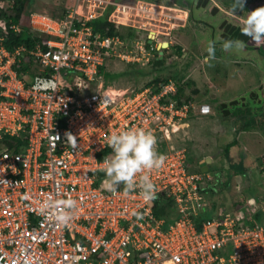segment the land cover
I'll return each mask as SVG.
<instances>
[{
  "label": "built area",
  "instance_id": "built-area-1",
  "mask_svg": "<svg viewBox=\"0 0 264 264\" xmlns=\"http://www.w3.org/2000/svg\"><path fill=\"white\" fill-rule=\"evenodd\" d=\"M134 7L76 0L61 18L34 12L30 26L44 37L14 50L6 37L21 25L0 19V264H264V195L248 197L240 215L214 218L201 229L192 217L194 203L203 202V177L190 171L187 148L168 141L195 108L208 115L211 104L180 103L173 79L159 90L105 88L100 80L107 59L144 65L159 50L158 34L153 43L151 34L130 42L91 24L102 16L122 24L116 14ZM23 53L34 58L29 82L15 67ZM132 127L168 144L165 165L150 173L156 187L150 201L138 190L124 195L123 188L113 194L101 187L107 137ZM159 195L178 212L166 229L154 211ZM49 197L78 202L70 226L41 211Z\"/></svg>",
  "mask_w": 264,
  "mask_h": 264
},
{
  "label": "rangeland",
  "instance_id": "rangeland-1",
  "mask_svg": "<svg viewBox=\"0 0 264 264\" xmlns=\"http://www.w3.org/2000/svg\"><path fill=\"white\" fill-rule=\"evenodd\" d=\"M12 1L14 0H11V4ZM199 1H120L135 6L128 14L119 11L115 17L122 23L120 24L122 27L119 28L121 32L126 33L129 28H137L139 35L135 39L127 40L130 42L145 40L147 36L155 32V35L158 34L157 40H154L155 47H159V43L169 42V46L163 49V57L165 55L166 60L161 69L155 67L154 59L160 56V47L159 50H153L150 61L144 65L128 63L120 59H107L100 80L104 82L105 88L140 89L149 82L158 83L159 79L169 78L178 83L177 75H182L186 78L183 81L187 83L190 81V86L185 89L186 94L192 97L191 77L193 75L200 88H196L195 103L199 105L201 101L211 100L207 97H214L215 100L211 104L212 113L202 115L196 110L195 114L188 119L189 124L172 134V139L168 143L169 146L186 147L190 171L202 175L203 182L201 181L202 187L199 191L201 201H203L202 205L213 200L216 217L222 215V210L227 213L225 216L228 214L236 216L242 213L243 207H246L248 197L259 198L264 195V177H262L264 173V116L260 115L259 110H253L252 114L248 115L225 116L216 102L222 98H230L234 94L244 95L246 93L245 97H249L251 88L254 89L264 78V57L260 55L259 50L243 51L241 56L248 58L247 53H254L255 59L245 60L246 62L240 66L242 69H238L230 64L231 62H224L229 54L222 51L218 43L216 59L212 62L213 66L209 67L204 63L209 40H214L217 36L224 39L222 23L230 22L240 26L246 12L237 11L233 14L231 11L233 0H208L205 7H199ZM75 3L76 0H30L22 12V17L24 21H28L34 12L59 15ZM262 6H264V0H246L245 11ZM213 7L217 8L216 15H213ZM189 11L190 18L185 27L184 18L189 16ZM193 16H195V22H193ZM249 43L251 44L248 49H258L253 41L250 40ZM179 45L182 48L180 51L177 49ZM239 70L240 74L241 70L243 71L242 78H239ZM206 81L215 84V87L208 86L205 84ZM255 91L262 99V90L256 88ZM251 107L255 109L257 105L252 103ZM251 119L252 125H247ZM234 140L236 143L230 149L232 159L230 158L229 161L224 148ZM205 159H210L209 170L206 173L201 171L200 165ZM239 160H243L245 167L243 174L234 173L235 171L228 165L229 162ZM211 173H213L212 176ZM211 188L215 189L214 195H211ZM238 201L242 202L241 206L234 207L233 203ZM193 206L196 209L201 205L194 203Z\"/></svg>",
  "mask_w": 264,
  "mask_h": 264
},
{
  "label": "clouds",
  "instance_id": "clouds-1",
  "mask_svg": "<svg viewBox=\"0 0 264 264\" xmlns=\"http://www.w3.org/2000/svg\"><path fill=\"white\" fill-rule=\"evenodd\" d=\"M246 0H233L231 11L246 12L240 24L242 36L250 38L257 47L264 46V6L251 11H245ZM219 43L224 52L242 53L247 43L239 38L221 39L217 36L209 40L204 57V63L212 67L216 59V45ZM48 86V85H46ZM67 143L76 147V137L67 134ZM157 137L152 131L132 127L119 132H112L107 137V144L111 148V154L104 157L99 171L105 174L101 185L107 191L116 194L123 185V194L139 191V195L150 201L155 198L156 187L151 179L150 173L159 170L165 165L166 156L157 151ZM78 202L72 198L52 199L49 197L44 201L41 211H52L56 221L63 226H70L74 219L73 212L77 210ZM141 218L140 213H134Z\"/></svg>",
  "mask_w": 264,
  "mask_h": 264
},
{
  "label": "trees",
  "instance_id": "trees-1",
  "mask_svg": "<svg viewBox=\"0 0 264 264\" xmlns=\"http://www.w3.org/2000/svg\"><path fill=\"white\" fill-rule=\"evenodd\" d=\"M115 1L120 2L122 0H115ZM29 2H30V0H14V1H12V4H11V0H0V19L1 18H7L8 21L10 20V22H12L14 24H20L21 25V31L20 32H15L12 29L8 30V34L6 37L5 44H6L7 48L10 50H14L19 45H26L28 48H31L34 46V44L36 42L41 41L42 38L44 37L41 33L32 29V27L30 26V19L28 21L23 20L22 12L25 10V8L29 4ZM207 3H208V0H200L198 3V6L199 7H205L207 5ZM213 9H214L213 15H216L217 8L213 7ZM68 10L69 9H64L63 13H61L59 15H52V16H55L57 18H61L67 13ZM111 10H112V7H109L107 14L110 13ZM191 11L193 12L192 9H191ZM91 24L94 25V28L96 30H100L102 33L118 34L123 39H135L139 35V32L134 27L129 28V30L126 33L121 32L119 28L122 26L120 24H114V23L109 22L107 20V16H102L98 19H95L91 22ZM222 28L224 29V32L222 33V36L224 39L239 38V39L244 40L246 43L250 40V38L241 35L240 26H238V25H234L230 22H228V23L223 22ZM148 45H149V43H148ZM177 49L179 51L182 50L180 45L177 46ZM21 57H22L21 62L18 63L15 67L19 71L20 76L25 78V80L27 82H29L28 81L29 77H25V75H31L32 74V69L34 66V58L32 56L28 55L27 53H23L21 55ZM165 60H166L165 55H164L163 59H160L159 57L154 59V63L156 65L155 67L158 69H161L163 67ZM104 66L105 65L100 66L99 75L102 74V72L104 70ZM26 70H29L31 73H29V74L24 73ZM177 76H178L177 78H179V81L177 83V92H175L173 94V97L176 98L180 103H183V102L192 103L193 102L192 97L190 95L188 96L185 93V90H186L185 88L187 86H189L190 84L183 81L182 75H177ZM168 80H169V78H166L163 80L159 79L158 83L157 82H155V83L149 82L148 85H146L145 87H154L155 90H159L164 83L168 82ZM180 81H181V83H180ZM140 89H142V88H140ZM254 93L255 92L251 91L250 92L251 95L249 94L250 96L248 99H247V97H241L237 100L232 101V103H230V104L232 105V107H237L238 111L241 113L244 112L248 115V114H252L253 110H259L260 115L264 116V102L260 98L259 94L257 95ZM252 94L254 96H257L258 99L253 97ZM248 102H250V103L252 102L253 104L255 103L257 105V107L255 109H254V107L252 108L251 107L252 103L249 104ZM220 106L222 108H224L222 110H224L223 113H225V115L231 113L230 108L228 107L229 105L227 106L225 103H222ZM239 108H241V109H239ZM243 109H245V111ZM247 125H252V119L247 122ZM247 125H245V126H247ZM157 140H158L157 151L159 153L165 152L166 149H168L167 142L163 138H161L160 136H157ZM235 143H236V140H234L233 142H230L224 148L225 149V155L227 157H229V161L231 158L230 157V149ZM163 150H165V151H163ZM105 154L110 155L111 149H108L105 152ZM188 160H189V156H188ZM228 165L235 171L234 173H236V174L245 173L244 172L245 167L243 164V160H239L238 162L233 161V163L229 162ZM201 181L203 182V179ZM201 181H200V185L202 184ZM120 188H123V185H121ZM211 191H212L211 195H214L215 189L211 188ZM212 201L210 200L208 204L201 205L199 208H196V209L192 208V217H193V220H194L196 226L199 229H201L203 227V225L206 222H208L209 220H212L214 218L222 219L227 214V213H225V210H222V213H221L222 215L216 217V209H214L215 203H213ZM241 204H242L241 201L233 203L234 207L241 206ZM154 211H155V214L157 215V217L165 219V223H164L165 229L168 228V226L172 222H174L178 217V212H177L175 203L170 199L166 200L165 197H163L162 195H159L156 198Z\"/></svg>",
  "mask_w": 264,
  "mask_h": 264
},
{
  "label": "crops",
  "instance_id": "crops-1",
  "mask_svg": "<svg viewBox=\"0 0 264 264\" xmlns=\"http://www.w3.org/2000/svg\"><path fill=\"white\" fill-rule=\"evenodd\" d=\"M185 12H187V11H185ZM189 16H187V18L185 17L184 18V26L186 27L187 26V23H188V21H189V19L188 18H190V11H189ZM183 19V18H182ZM193 22H195V16H193ZM194 30H195V28H194ZM250 44L251 43H249V42H247V45L248 46H250ZM248 46L245 48V50H244V52L245 51H248L249 49H248ZM227 54H229L228 55V58L224 61V62H231L230 64H232L235 68H238V69H242L240 66L242 65V64H244L246 61V59L247 58H245V57H243V56H241L242 54L241 53H239V54H237V53H235V52H227ZM248 54V58H251V56H253V53L252 54H249V53H247ZM160 57V56H159ZM235 62V63H234ZM243 71L241 70V74H240V70H239V73L238 74H240V76H239V78H242L243 77V73H242ZM252 73H253V75L255 74L254 73V69L252 70ZM183 79L185 78V76H183L182 77ZM264 79V78H263ZM185 80H186V78H185ZM197 82L198 81H195V77H193V75H192V77H191V90H192V99H193V102L192 103H194V105L197 107V106H199L201 103H203V102H207V103H210V104H213V102H214V100H215V98L213 97V98H210V97H207V98H209V99H211V100H204V101H201L200 102V104L198 105L197 103H195V101H196V99H195V92L197 91L196 90V88H198V89H200L199 88V83L197 84ZM189 84H190V81H189ZM205 84H207L208 86H210V87H215V84H213V83H210V82H205ZM260 85V84H259ZM262 85H263V83H261V85L258 87L259 89H261V87H262ZM190 86V85H189ZM258 86V85H257ZM257 86H255L254 88L256 89V87ZM221 89V88H220ZM253 88H251V90H250V92L251 91H253L252 90ZM255 89H254V94H257L258 95V93H256V91H255ZM209 90V89H208ZM222 90V89H221ZM227 90V89H226ZM185 93H186V90H185ZM246 94V93H245ZM245 94L243 95V94H237V95H231L230 96V98H222V99H220V100H217V102L216 103H218L219 104V106L222 104V103H225L229 108H230V111H231V113L230 114H227V115H225V113H223L224 112V110H222V109H224V108H222L221 106H220V109H221V112H222V114L223 115H225V116H230V117H235V116H239V114H246V113H244V112H239L238 111V109H237V107H232V105L230 104V103H232V101H234V100H237V99H239V98H241V97H245ZM250 94V93H249ZM248 94V95H249ZM251 95V94H250ZM249 95V96H250ZM189 96V95H188ZM191 96V95H190ZM252 96L253 97H255L256 99H258V97L257 96H254L253 94H252ZM212 97V96H211ZM247 98H249V97H247ZM239 109H241V108H239ZM197 109L195 108V110L192 112V114H191V116L190 117H192L194 114H195V111H196ZM214 111V110H213ZM236 111V112H235ZM212 113V112H211ZM210 113V114H211ZM222 114H220V115H222ZM239 119V118H238ZM187 124H189V120H188V123ZM209 175V174H208ZM211 176H212V174H211Z\"/></svg>",
  "mask_w": 264,
  "mask_h": 264
},
{
  "label": "water",
  "instance_id": "water-1",
  "mask_svg": "<svg viewBox=\"0 0 264 264\" xmlns=\"http://www.w3.org/2000/svg\"><path fill=\"white\" fill-rule=\"evenodd\" d=\"M153 38H154V36H152V38H149V42L150 43H153ZM168 45H169V42H163V43H159V47H160V59H163V53H164V51H163V49L164 48H166V47H168ZM262 48V51L264 50V46L263 47H261ZM260 49V48H259ZM258 49V50H259ZM259 52L261 53V51L259 50ZM262 55H264V53H261ZM261 90H262V97L264 98V83H263V85H262V87H261ZM210 161V159H205V161H202L201 163H200V165H201V171L202 172H208V170H209V167H208V162ZM202 164H204L205 166H203ZM212 175H213V173H211Z\"/></svg>",
  "mask_w": 264,
  "mask_h": 264
},
{
  "label": "flooded vegetation",
  "instance_id": "flooded-vegetation-1",
  "mask_svg": "<svg viewBox=\"0 0 264 264\" xmlns=\"http://www.w3.org/2000/svg\"><path fill=\"white\" fill-rule=\"evenodd\" d=\"M152 35V34H151ZM155 36V35H154ZM250 41V40H249ZM248 41V42H249ZM169 46V45H168ZM261 47H263V46H261ZM261 47H257L260 51H261V53H264V50L262 51V48ZM258 49H250V50H248V52L249 51H251V52H254V51H256V50H258ZM253 55H254V53H253ZM261 56H263L264 57V55H262V54H260ZM247 59H252V60H254L255 58H254V56H251V58H247ZM246 59V60H247ZM261 83H264V79H262V81H261ZM261 83H259L260 85H261ZM258 84V86L256 87V88H258L260 85ZM255 89V88H254ZM254 89H253V92H254ZM262 101L264 102V98H262Z\"/></svg>",
  "mask_w": 264,
  "mask_h": 264
},
{
  "label": "bare ground",
  "instance_id": "bare-ground-1",
  "mask_svg": "<svg viewBox=\"0 0 264 264\" xmlns=\"http://www.w3.org/2000/svg\"><path fill=\"white\" fill-rule=\"evenodd\" d=\"M128 14V13H127ZM155 35V32H152V36H154Z\"/></svg>",
  "mask_w": 264,
  "mask_h": 264
}]
</instances>
